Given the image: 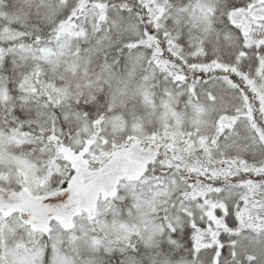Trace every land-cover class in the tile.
<instances>
[{
    "label": "snow or ice",
    "instance_id": "snow-or-ice-1",
    "mask_svg": "<svg viewBox=\"0 0 264 264\" xmlns=\"http://www.w3.org/2000/svg\"><path fill=\"white\" fill-rule=\"evenodd\" d=\"M0 264H264V0H0Z\"/></svg>",
    "mask_w": 264,
    "mask_h": 264
}]
</instances>
